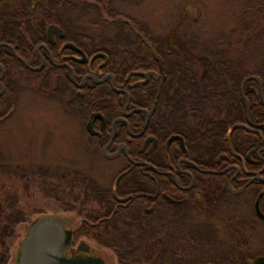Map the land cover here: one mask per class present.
Masks as SVG:
<instances>
[{
	"label": "flooded vegetation",
	"instance_id": "flooded-vegetation-1",
	"mask_svg": "<svg viewBox=\"0 0 264 264\" xmlns=\"http://www.w3.org/2000/svg\"><path fill=\"white\" fill-rule=\"evenodd\" d=\"M31 18L34 25L37 16ZM65 18L69 23L50 24L41 39L34 40L30 32L21 30V45L0 42L4 44L0 49L9 51H0V123L13 116L22 82L44 87L43 81H29L22 70L55 69L57 72L49 74V86L54 85L50 92L55 101H65V110L84 121L90 150L124 162L112 184L105 185L116 203L112 215L121 207L135 210L145 221L152 217L155 229H187L184 239L189 240L192 230L201 224L211 225L212 218L222 211L253 216H237L235 229L252 228L258 223L264 226L259 214L264 215V51L258 56L257 68L244 73L238 92V79L234 77L240 61L227 55L232 61L223 63L217 55L223 49L220 45L203 48L197 43L179 44L176 29L168 37L154 35L171 44L151 45L156 60L162 52L171 54L167 61L168 85L163 88L164 68L158 71L143 65L117 72L106 51L93 52L78 43L76 21L73 16ZM52 25L62 34L54 31L50 35ZM180 52L184 58L178 55ZM189 56L197 61H187ZM223 66L232 71H223ZM8 68L12 70L9 79ZM62 84L66 87L58 98L54 90ZM97 87L105 92L96 91ZM163 91L166 97L161 95ZM92 97L96 103L90 101ZM90 104L101 108L85 109ZM96 114L99 116L90 131L88 124ZM59 223L64 230L73 231L70 244L63 249L65 257L95 256L89 255L82 243L73 247L77 234L74 222L60 219ZM259 256L264 253L245 262Z\"/></svg>",
	"mask_w": 264,
	"mask_h": 264
},
{
	"label": "rangeland",
	"instance_id": "rangeland-1",
	"mask_svg": "<svg viewBox=\"0 0 264 264\" xmlns=\"http://www.w3.org/2000/svg\"><path fill=\"white\" fill-rule=\"evenodd\" d=\"M25 1L28 0L0 3L17 7ZM69 1L75 6L69 16L82 30L93 31L96 36L102 28H94L92 23L98 18L97 8H102L105 19H115L111 10L124 13L145 23L153 36L168 37L176 29L179 44L197 43L204 48L230 43V57L244 62L246 71L257 68L258 56L264 51V0ZM105 32L111 37L115 29L109 27ZM253 35L263 38L257 41L253 37L250 41ZM20 86L13 116L0 123V154L11 169L7 173L0 171V203L13 204L12 210L23 219L10 226V235L0 249H7L4 264L17 263L20 244L30 224L38 218L58 216L74 222L75 232L80 231L87 219L85 213L101 210L98 201L86 198L85 184L93 180L103 186L111 185L124 164L122 159H108L90 150L84 121L65 110V101H55L50 92L54 85L42 87L22 82ZM237 216L253 219L248 214L222 211L212 218L211 225L201 224L192 230L195 242L183 238L182 245L192 248L178 249V259L193 260L194 252L195 264H242L264 253V226L258 223L252 228L235 229ZM2 223L7 221L3 219ZM175 230L183 237L188 235L187 229ZM164 236L160 233V237ZM81 243L87 246L89 255L99 256L107 264H121L118 254L95 238L76 235L73 247L78 248Z\"/></svg>",
	"mask_w": 264,
	"mask_h": 264
},
{
	"label": "trees",
	"instance_id": "trees-1",
	"mask_svg": "<svg viewBox=\"0 0 264 264\" xmlns=\"http://www.w3.org/2000/svg\"><path fill=\"white\" fill-rule=\"evenodd\" d=\"M28 0L22 2L17 7H5L0 3V42H7L14 46L21 45L18 39L23 38L21 30H27L30 32V38L34 40L46 36V29L52 23H58L66 25L69 23L65 16H69L71 11L75 9L74 4L69 0ZM1 2V0H0ZM264 5V4H263ZM97 19L92 23L94 28H102L98 36L87 30H82L77 25L78 32V43L84 47H89L93 52L106 51L110 56V61L113 69L117 72L123 70L132 71L143 65L151 68H157L158 71L163 69V74L166 76V82L163 88L168 85V70L167 66L168 57L171 56L167 51L159 54L161 58L156 60L153 55V50L151 45L157 46L162 45L164 47H170V43L167 40H161L153 36L150 32L149 27L142 21L126 15L124 13H118L114 10L109 11L112 16H116L115 19L108 20L102 15L103 9L97 8ZM122 17H118L117 15ZM32 16H37V22H35ZM124 16V17H123ZM264 16V13L262 14ZM71 22V21H70ZM36 26V28H33ZM109 27H114L115 34L109 37L105 30ZM34 30L35 33H33ZM264 35V31H262ZM263 35H253L250 41L254 37L255 40L260 41ZM76 38V37H75ZM249 41V40H248ZM223 48L220 53L222 57V62H230L232 60L227 58L229 49L232 44L225 43L220 44ZM8 48L2 47L1 52H9ZM196 52H201L196 50ZM176 53V52H175ZM202 53V52H201ZM178 55L181 58L185 56L180 52ZM215 55V54H214ZM187 59L190 62H195L192 56ZM164 61V65L162 61ZM240 64L238 66L237 76L234 77L238 79L236 88L240 92L241 80L244 77L246 69ZM8 65V64H6ZM225 66V65H224ZM223 66V71H229L232 69L225 68ZM11 69L8 68L7 78H10ZM48 73L44 75L43 73ZM57 70H45L43 72H34L31 70H22L26 78L29 81H43V86L47 87L50 85V73H55ZM60 76H64L60 73ZM66 84V83H64ZM18 86V85H17ZM62 86V89H61ZM54 90V96L61 97V91L64 93L63 89L66 87L63 84ZM103 87H97L96 91H102ZM102 92H105L104 90ZM12 94H15L14 92ZM97 94V93H96ZM103 94V93H102ZM161 95L164 94V91ZM93 100V97L90 101ZM165 105L168 101L163 100ZM161 102V100H160ZM183 103L182 101H179ZM93 103L94 102L93 100ZM101 108V105L90 104L88 110H96ZM166 110L167 107H164ZM0 171L11 172L8 167L5 157L0 154ZM87 180V179H86ZM86 198L91 200H96L101 206V210L92 211L91 213H85L87 216V221L82 226L80 231L77 232L78 235H87L98 240L100 244L106 245L112 248L119 256V261L121 264H195L196 259H194V252L192 255L193 260H186L185 257L178 259L177 250L186 249L191 246H183V235L176 232L175 229H170L163 227L160 229H155L152 227L153 219L152 217H147V221L140 217L138 212L135 210H124L119 208V210L112 215L113 210L116 208V203H114V196L112 191L107 186L98 184L97 182L90 180V182L85 184ZM7 201V200H5ZM13 204L3 205L0 203V249L5 246V239L10 235L11 225L23 220L19 217L16 210L13 209ZM73 208V206H70ZM9 209V211H7ZM84 211V209L82 210ZM99 224H96L100 218H104ZM146 218V216H144ZM5 219L7 223L3 224L2 220ZM92 223V224H91ZM4 226V227H3ZM160 233L164 234V237H160ZM181 240V242H179ZM191 240H194L193 234L191 235ZM192 248V247H191ZM0 264H4L7 261V249L0 252Z\"/></svg>",
	"mask_w": 264,
	"mask_h": 264
},
{
	"label": "water",
	"instance_id": "water-1",
	"mask_svg": "<svg viewBox=\"0 0 264 264\" xmlns=\"http://www.w3.org/2000/svg\"><path fill=\"white\" fill-rule=\"evenodd\" d=\"M54 31H59L62 34L59 27L50 26L49 34L51 35ZM2 45L4 44H0V46ZM69 46L74 47L72 44ZM79 51L84 55L81 50ZM98 116L99 114L92 116L88 124L90 131H92V122ZM259 214L264 218V215L260 212ZM60 219L58 216H43L30 224L27 234L20 244L16 264H106L105 260L98 256L65 257L63 249L70 244L73 231L71 229L64 230L59 223ZM244 264H264V256H259L255 261Z\"/></svg>",
	"mask_w": 264,
	"mask_h": 264
}]
</instances>
